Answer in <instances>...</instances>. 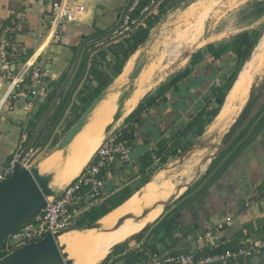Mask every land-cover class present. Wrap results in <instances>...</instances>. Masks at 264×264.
Returning a JSON list of instances; mask_svg holds the SVG:
<instances>
[{
	"label": "crops",
	"instance_id": "obj_1",
	"mask_svg": "<svg viewBox=\"0 0 264 264\" xmlns=\"http://www.w3.org/2000/svg\"><path fill=\"white\" fill-rule=\"evenodd\" d=\"M54 1L56 0H0V27L13 22L18 29L14 36L25 46V55L17 64L7 67L0 63V168H4L12 158L25 128L26 135L22 143L24 149L51 99L70 71L77 49L84 39L109 29L118 20L127 0H76L85 6V10L75 21L67 22L58 28H54L51 24ZM135 2L136 0L131 10ZM159 2V0L148 1L146 5L150 7L149 11L141 12L140 16L133 19L130 18L131 10L129 11L128 20H137L131 31H126L127 33L117 31L107 38L88 43L82 49L74 76L33 147L45 135L63 99L67 97L69 99L75 85V94L83 90L82 86L88 80L92 64L99 61L102 49L119 42V38H125L136 27L144 24L147 17L156 13ZM206 28L200 24L187 26L180 36L175 37L177 44L170 48V55L178 52V47L183 41L196 44V42L213 40V37L208 36ZM0 33L3 35V31ZM258 50L262 51L264 60V36ZM45 54L49 56L50 62L48 65L50 91L46 97L37 99L32 111L29 112L24 107L27 99L15 95L12 81L16 77L14 75L26 70L24 68L26 64L36 61ZM227 57L226 54L215 60L208 50L194 52L192 55L194 62L192 64L190 62L187 66L190 73L175 82L176 86L163 84L157 95L151 92L141 99L134 111L130 113L132 115L129 114L130 117L127 119L128 115L124 119L123 128L118 131V135L124 136V132H129L128 129H131L132 158L129 162L114 163L106 174L104 199L91 210H98L104 201L113 202L120 195L119 193L130 190L134 183L141 179L139 171L151 166H146L144 169L142 158L147 159L148 155L152 157L153 148L158 149L164 141L168 145L171 144V137L178 130L185 128L194 118L193 113L200 110L202 100L211 98L214 88L223 83L220 78L223 75L222 71L225 72L224 59ZM8 71L9 76L3 77L2 75H7ZM242 72L247 76V70L243 69L238 77ZM111 87H116L115 80ZM262 87L264 88V82L258 90ZM51 130L47 137L45 136V140L49 137ZM81 132L74 139L82 137ZM189 133L190 131L184 134ZM92 152L93 149L88 152V162ZM214 161L212 166L209 164L204 172L192 179L183 191L175 196L171 206L169 205L170 208L164 215L162 213L158 217L160 219L155 218L151 224L142 227L140 222L133 224L134 219L127 218L126 221L131 220L132 223L129 229L123 231L124 238L117 245L128 243L111 249L95 264H150L148 251L162 255H175L189 250L207 253L217 248L234 249L237 243L246 237V234L254 239L264 237V93L257 101L242 130ZM83 166L81 165L80 170ZM59 168L58 172L61 170ZM62 168L59 178L56 170H52L54 177L51 183L57 191L66 187L79 174L75 168H69V170L64 169L65 166ZM29 198L32 201L36 195L33 192L26 194L10 206L19 205ZM127 202L113 207L98 219V222L101 224L119 216L120 213L117 211ZM36 215L24 223L33 221ZM124 215H120V218ZM227 215L233 216V221L223 223V228L218 229L216 224ZM145 220L147 219L141 222ZM147 227L150 228L141 233ZM207 228H211L209 236L205 235ZM79 230V228L74 229L63 237L68 242V252L74 263L75 258L72 252L74 244L65 238ZM199 234L203 236L201 239L198 238ZM32 264L61 263L56 255L45 253ZM247 264H264V250L252 257Z\"/></svg>",
	"mask_w": 264,
	"mask_h": 264
},
{
	"label": "rangeland",
	"instance_id": "obj_2",
	"mask_svg": "<svg viewBox=\"0 0 264 264\" xmlns=\"http://www.w3.org/2000/svg\"><path fill=\"white\" fill-rule=\"evenodd\" d=\"M159 1L156 13L150 16L153 22L148 38L139 43L135 52L126 60L122 71L116 77H113L106 86V88H110V91L90 115L89 122L81 132L82 137L73 139L66 151L62 150L52 155L40 165L44 173L56 170L58 178L64 166L66 167L64 169L75 168L78 171L77 174L80 173L88 162V152L92 149L94 152L95 148L108 134L110 136L118 134V131L123 128L124 119L134 111L144 96L149 92L157 95L159 88H162L163 84L174 79L188 68V64L194 62L192 59L194 52H200L201 50L206 52L208 44L218 48L233 50L232 48L241 39L242 34L247 33L248 44H251L252 50L248 59L238 69L237 77L243 69L248 72L245 79L246 83L244 81L245 84L239 95L231 98L229 96L230 93H228L215 118L214 116H209L207 111L201 115L199 120L205 127L203 134H198L197 125L189 134H179L173 144L168 145L164 141L166 143L165 150L163 149L159 152V148H153L151 166L148 169L140 170L141 179L134 183L130 190L125 192L127 194L125 196H129L122 203L130 199L149 198L155 201V205H157L145 217L137 221L134 220L133 224L140 222L142 227L143 225L151 224L155 218H158L162 213L164 215L170 208L171 205L165 207L164 210L162 206L163 200L170 196H175L177 193L179 194L192 179L206 170L210 157L216 152L221 138L243 108L252 85H255L258 90L259 86L264 82V60L261 55L262 51L258 50L261 39L264 36V0H196L188 7L178 8L173 12H170V10L180 0ZM192 24H200L207 27L208 36L213 37V40L196 42V44L183 41L178 47V52L170 55V48L175 47L177 44L175 37L180 36L183 30ZM121 38L118 40H122ZM109 46L106 49H102L99 61L93 62L92 66H96L103 74L112 75L116 59L111 54ZM227 56V59H224L226 67L224 68L225 72L222 71L224 74L220 78L221 82L226 78V74H230L238 65L234 53L230 52ZM142 61H145L146 64L149 61L151 62L136 79L132 81L128 79L127 82V78L134 66ZM114 80L116 87H111ZM88 84L90 90L88 88L83 92L74 93L69 103L68 97L63 99L58 111L54 114L51 124L46 129L45 135L34 147L32 146V151L26 156L29 166L38 165L39 159L52 153L54 146L69 130L71 124H75L81 117L84 109L92 101L91 87L93 88V86L89 81ZM125 91H129V98L124 101L121 117L109 131H106L107 126L113 122L114 110ZM84 97L86 98L85 101L83 100ZM207 100H202L200 110L206 107L211 109L215 105L214 103H209L208 105ZM67 103L62 122L57 126L50 142L40 152L39 149L45 141V136L49 134ZM200 110L195 111L193 117H197L200 114ZM208 118H212V121L208 122ZM128 130L129 132H124L125 137L121 136L119 138H125L131 143L133 135L131 129ZM81 165L84 166L80 170ZM59 167L61 170L58 172ZM101 204H103L101 207L108 206V208H112L114 205H112L111 200L104 201ZM90 211H86L84 215ZM144 219L147 220L141 222ZM85 223L92 222L85 221ZM77 225L78 223L75 226ZM74 229L77 228L68 230ZM15 249L13 248V250Z\"/></svg>",
	"mask_w": 264,
	"mask_h": 264
},
{
	"label": "built area",
	"instance_id": "obj_3",
	"mask_svg": "<svg viewBox=\"0 0 264 264\" xmlns=\"http://www.w3.org/2000/svg\"><path fill=\"white\" fill-rule=\"evenodd\" d=\"M138 0H136L135 5ZM149 6H145L142 12H148ZM85 10V6L76 0H59L52 3L51 24L58 28L67 22L75 21ZM137 20H128L119 29L120 33L131 31ZM17 26L11 22L0 27V63L4 66L17 64L25 55L24 43L18 41L14 34ZM49 56L43 55L36 61L26 64L22 72H19L12 83L15 95L25 97L24 107L30 112L37 99L46 97L50 91L48 83ZM4 74V73H3ZM9 71L2 75L9 76ZM26 130L21 135L20 143L13 152L12 158L4 168H0V181L11 177L17 166L28 168L27 155L19 162L23 150V140ZM121 134H108L107 138L92 156L90 162L82 172L65 188L56 191V195L49 198L42 210L37 213L31 222L23 223L5 240V250L10 252L13 248L23 246L42 239L47 234H56L63 230L73 228L80 222L86 211L93 209L104 199L106 174L116 162H129L132 158V144ZM233 216L227 215L216 224L218 229L223 228V223L233 221ZM206 236L211 235V228H207ZM203 236L199 234L198 238ZM264 250V237L252 238L246 234L234 249L203 253L200 250H189L175 255H162L158 252L148 251L150 264H247L248 261Z\"/></svg>",
	"mask_w": 264,
	"mask_h": 264
},
{
	"label": "water",
	"instance_id": "obj_4",
	"mask_svg": "<svg viewBox=\"0 0 264 264\" xmlns=\"http://www.w3.org/2000/svg\"><path fill=\"white\" fill-rule=\"evenodd\" d=\"M135 0H127L121 13L118 18V20L107 30L100 32L98 34L91 35L84 39V41L81 43V45L78 47L75 60L73 62V65L68 72L66 78L62 82L61 86L55 93L54 97L51 99V102L44 113L43 117L41 118L40 122L36 126V128L33 130L32 135L30 136L27 144L25 145L24 149L22 150V153L19 157V162H21L25 156L29 153L30 149L32 148L35 140L37 139L38 135L44 128L46 122L53 114L56 105L59 102V99L61 98L62 94L66 90L69 82L71 81L72 77L74 76V73L78 66V61L80 58V54L82 49L91 42H94L96 40L107 38L117 31L124 25L126 18L128 16L129 11L132 8V5ZM196 0H180L178 3H176L173 8L170 10V12H173L177 10L178 8H186ZM127 33V32H126ZM146 62L142 61L140 63H137L132 72L129 74L128 79L130 81L136 79L143 68L145 67ZM82 78V76L80 77ZM73 88L71 92V96L69 97V101L71 100L72 94L74 93ZM110 88H105L96 98L93 99V101L90 103V105L87 107L85 112L82 114V116L76 121V123L64 134V136L61 138V140L56 144V146L53 149V152L59 151V150H65L70 145V143L73 141V139L78 135L80 131L84 129L86 124L89 122L90 115L93 113V111L96 109L98 104L104 100L109 93ZM150 93V92H149ZM148 93V94H149ZM264 93V88L257 90L255 85H252L249 96L233 121V123L230 125L228 130L225 132L223 137L221 138L220 144L218 145V148L214 154L211 155L209 164H212V162L221 154L224 148H226L230 142L234 139V137L237 135V133L242 130L244 124L247 122V120L250 118L252 111L257 103V101L262 97ZM147 94V95H148ZM129 95V91H125L124 94L119 99V107L116 112V114L113 117V122L109 126H107V130L109 131L112 126L120 119L121 117V109L124 106V101L126 97ZM146 95V96H147ZM145 96V97H146ZM144 97V98H145ZM143 98V99H144ZM63 108L59 118L55 122L51 133L49 137L45 140L42 147L39 149L40 152L45 147L46 143L48 142L50 136L54 133L56 127L62 120L67 105ZM52 152V153H53ZM54 177V173H42L38 167V165H31L28 168H19V166L16 167L13 175L9 178H7L4 181H0V203L4 202L5 200H13L16 197L22 195L23 193L27 191L35 190L39 193V198L35 200H28L27 202H24L21 204L18 208H16L8 217H2L0 216V247L3 245L5 240L19 227L23 225V223L34 213L42 210L44 205L47 203L48 197H53L56 195V191L50 186V183ZM175 198H171L167 200L166 202H163L164 209L165 207L169 206L172 201ZM157 205H154L153 208H155ZM2 207L0 206V212ZM151 208H146L142 211V213L139 216H135L134 214H127L117 221V223L114 226V229L118 228L127 218H133L135 221L140 220L141 218L145 217L149 212ZM170 213V212H169ZM160 219V218H158ZM99 220L87 223V224H78L77 226L73 228H79V229H91V228H101ZM157 221V220H156ZM149 227L145 228L141 233L145 232ZM68 230V229H66ZM66 230H63L61 232H58L56 234H47L45 237H43L40 240L27 243L23 246H20L16 248L15 250L9 252L8 254L4 255L0 258V264H32L35 260H38L41 255L45 253H52L58 257L61 264H74V261L69 258L68 253L64 252L65 247L60 246L58 243V236L62 233H64ZM140 233V234H141ZM139 235V234H138ZM137 235V236H138ZM136 236V237H137ZM126 243V242H125ZM119 244L115 246L113 249L123 245Z\"/></svg>",
	"mask_w": 264,
	"mask_h": 264
},
{
	"label": "trees",
	"instance_id": "obj_5",
	"mask_svg": "<svg viewBox=\"0 0 264 264\" xmlns=\"http://www.w3.org/2000/svg\"><path fill=\"white\" fill-rule=\"evenodd\" d=\"M148 1H151V0H138L137 4L130 11L131 12L130 18L133 19L135 17L140 16L142 9L145 6H147L146 4L148 3ZM152 22L153 20L150 18V16L147 17L143 22L144 24L139 25L131 33H129L125 38H123V40L116 42L109 47L111 54L116 59V65L115 67H113L112 75L103 74V72L101 70H98L96 66H92L90 70V75L88 78V81L93 86H95L93 87V90L91 93V95L93 96L92 98L96 97L102 90H104L106 86L110 83L112 78L116 77L122 71V68L126 60L129 58V56L133 52H135L139 43H141L142 41L148 38L149 33H150V27L152 26ZM207 49L210 52V55L215 60L219 59L222 55L229 54L230 52L234 53V55L236 56L238 65L230 74H226V78L224 79L223 83L217 85L214 88V90L211 93V98H207L208 105L209 103H214L215 105L211 109H208L206 107V108H203V110H200V114L197 117L192 118V120H190V122L185 126V128H183L182 130H178L176 134L171 137V141H172L171 144L176 142L175 139L177 138L179 134L187 133L188 131H191L192 129H194V127L197 125H198V128H197L198 134L200 135L203 134V132L205 131L204 129L205 127L199 120L201 115L205 111H207V114L209 116H214L215 118V116L218 114L220 108L222 107L225 101L228 91L231 89L234 81L237 78L238 69L241 66V64L244 63L248 59L250 52L252 50V46L250 43L248 44V34L244 33L242 34L241 39L238 40V42L236 43L235 47L232 48L233 50H229L227 48L214 47L212 44H208ZM188 73H190V69L186 68L182 73L178 74L173 80H169L168 82H166V85L170 86L172 84H175L176 86L177 84L175 82L180 81L182 78L186 77ZM88 88H89V84H86L82 92ZM85 99L86 98L84 97L83 100L85 101ZM130 115L127 117V119L130 117ZM211 121H212V118H208V122H211ZM162 145L164 148L162 147ZM162 145L160 144V146H158L159 152L163 149L165 150L166 143L164 142L162 143ZM142 159L144 160V165H143L144 169L146 166L148 167L151 165L150 164L152 162L151 156L148 155L147 159H144V158ZM214 162L211 164V166L214 164ZM125 192L126 191H122V193L116 197V199L112 202V205L114 204L112 208L118 206L129 196V195L125 196L127 195L125 194ZM112 208H108V206H102V207H99V209L96 211L94 210L90 211L88 212V214L84 215V217L80 220L78 224H83L85 223V221L95 222L98 219H100L102 216L107 214ZM39 212L40 211L32 214L26 221H28L32 216H34L35 214ZM4 245L5 244L3 243V245L0 247V258L7 254V251L4 250ZM224 250L226 249L217 248L216 250H212L207 253H212L215 251H224Z\"/></svg>",
	"mask_w": 264,
	"mask_h": 264
},
{
	"label": "bare ground",
	"instance_id": "obj_6",
	"mask_svg": "<svg viewBox=\"0 0 264 264\" xmlns=\"http://www.w3.org/2000/svg\"><path fill=\"white\" fill-rule=\"evenodd\" d=\"M150 62L151 61L147 62V64L143 68V70L150 64ZM245 79H246V73H241L240 76L237 78L236 82L234 83L232 89H231V92L229 95L231 98L237 97L239 95V93L241 92V89L244 85ZM127 82H128V78H127ZM128 98H129V96L126 97V99H128ZM118 107H119V101H118L117 106L114 110V115L116 114ZM114 115H113V117H114ZM107 136H106V138H107ZM104 140L95 148L93 154L90 157V160H91L92 156L95 154V152L97 151V149L104 142ZM60 151H62V150L50 153V154L42 157L41 159H39L38 167L42 173H44V171L42 170L40 165L44 161L48 160L52 155H55L56 153H58ZM90 160H89V162H90ZM50 185L55 191H57L55 189V187L52 185V183ZM32 192L34 195H36L35 199L39 198V193L35 190H32V191H27V192L23 193L22 195L16 197L13 200H5L4 202L0 203V206L2 207L1 212H0V216L5 217V218L10 216V214L16 208H18L21 204H23L24 202H21V204L15 205V206L14 205L10 206V205L14 201L21 199L26 194H29ZM177 195H178V193L175 196H177ZM175 196H170V197L166 198L165 200H163L162 201L163 208H164L163 202H166L167 200L174 198ZM28 197H31V196H28ZM49 198H51V197H48V199ZM31 199H32V197H31ZM28 200H30V198ZM28 200H26L25 202H27ZM154 205H155V201H153L149 198H144V199L137 198L135 200L128 201L125 205H123L121 208H119V210L117 212L120 213V215L134 214L135 216H138L146 208H151V210H152ZM120 215L111 218L110 221L102 222L100 224L101 228H92V229H87V230L80 229L77 232L75 231V233L73 235H69V236H67L68 238L67 237L65 238L74 244L73 249H72V252H73L74 258H75L74 264H95V262L97 260H99L105 254H107L111 249H113L114 246H116L124 238L123 231L126 229H129L132 221L131 220L130 221L125 220L118 228L114 229V226L117 223V221L119 220ZM70 232H72V230H66L64 233H62L58 236V243L60 246L65 247L64 252L68 253L69 258H71V256L68 252V242L66 240H64L63 237L66 236V234H68Z\"/></svg>",
	"mask_w": 264,
	"mask_h": 264
},
{
	"label": "flooded vegetation",
	"instance_id": "obj_7",
	"mask_svg": "<svg viewBox=\"0 0 264 264\" xmlns=\"http://www.w3.org/2000/svg\"><path fill=\"white\" fill-rule=\"evenodd\" d=\"M86 84H88V81H87V82L85 81V83L83 84V88H84V86H85ZM92 86H93V85H92ZM93 87H95V86H93ZM91 89L93 90L92 87H91ZM88 90H90V89H88ZM102 91H103V90H102ZM102 91H101V92H102ZM101 92H100V93H101ZM100 93H99V94H100ZM99 94H98V95H99ZM98 95H97V96H98ZM97 96H96V97H97ZM92 97H93V96H92ZM96 97H94V98H96ZM94 98H93V99H94ZM93 99H92V101H93ZM92 101H91V102H92ZM89 105H90V104H89ZM89 105H88V106H89ZM88 106H87V107H88ZM87 107L84 109V112H85V110L87 109ZM84 112H83V113H84ZM81 116H82V115H81ZM73 125H74V124H71L70 128H71ZM70 128H69V129H70Z\"/></svg>",
	"mask_w": 264,
	"mask_h": 264
}]
</instances>
